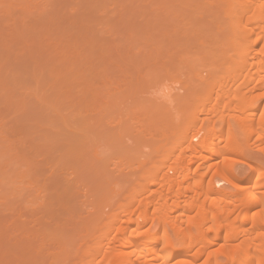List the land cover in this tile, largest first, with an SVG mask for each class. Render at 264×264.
Wrapping results in <instances>:
<instances>
[{
  "label": "bare ground",
  "instance_id": "bare-ground-1",
  "mask_svg": "<svg viewBox=\"0 0 264 264\" xmlns=\"http://www.w3.org/2000/svg\"><path fill=\"white\" fill-rule=\"evenodd\" d=\"M14 1H17V2L20 1L18 2L20 4H22L23 2V4L26 5V8H28L27 7L28 0H14ZM29 1H32V0H29ZM152 1H154L152 2L154 4L153 10L155 7V10H154L155 17L152 16L151 18L153 19L154 17L155 19L154 27L152 25L153 22L151 21L150 22L152 23L151 26L153 27L152 31L154 33L152 37L150 36L151 37L150 41L147 39V41L150 43V45L148 44L149 50L147 49V51L150 54L149 57L152 59V76H151V73L149 75L151 76V78H153L152 80L155 85L154 89H156L155 92L157 94L156 95L154 93L152 95L157 96V97L159 95V98H160L159 100L162 99L161 102L159 101V103H161V106L164 101V104H165L164 108L169 109L171 107L170 102L172 99L171 98L172 94H170L169 91L173 86L171 85L173 84L172 82H174V84H178L182 86L180 87L182 91L186 90L187 93H185L184 95L186 94L189 95L190 93L189 100L190 99L194 100L196 102L195 103L196 107L187 118V120H190V121L186 122V124H184L182 127H179V126H178L179 128L176 127V130L173 129L174 131L171 132V135L169 134V136L164 137L165 139H164L163 144L160 143L162 145H157L159 147L153 148V150H151L150 153L146 155V156L150 155L149 157L144 156L143 158H141L143 159L142 161L138 156L139 161H141L139 164L140 166L138 168H140L139 170L141 171H139V173L137 174L139 178L132 176V177H135L136 180L137 179L139 180L134 181L135 183L136 182L137 183L135 184V188H133L134 186V183H133V186H132L133 189L131 190V192L133 191V194L130 195V198H128L129 196L128 195L126 196L125 201L124 200L118 201L117 204L115 203L112 204L109 200V197H106V195L108 194V193L106 194V192L108 191L107 189L109 188H107L106 190L104 188L105 197L102 198L101 195L99 196L103 199V200L100 199L99 204L101 205V202H102V206L103 205L105 206L107 201L108 203L106 207H108V205L111 206L112 204L111 208L109 209L110 213L107 212L105 215L106 219L103 220L102 218L99 217V215H102L103 213L101 214L99 212H96V213H99V215L97 216L98 219L100 218L99 222L101 223L103 221L101 224L99 223L100 225H96L97 224L96 221L98 219L95 216L94 218H96L97 220H91L89 226L90 228H92L93 226L92 223L93 221H95L96 223L95 226L97 228L95 227L94 228L95 230L98 229L97 230L98 232H96V234L97 233L98 234L97 236L95 235L96 237L90 239V240L95 239L93 242H91L92 244H90V246L88 247H85V249L83 250V256H82L83 260L81 264H264V168L258 164H255V165L253 164L252 166L250 165V171L252 172L251 175L241 178L235 174L234 169L230 168V166H228V163H227L230 160L231 156L242 154V152L245 150L244 149L245 146L247 144L249 145V143L247 142L254 140V138H252L253 136L256 137L255 142L253 144L259 146L262 151L264 150L263 148L264 147V0H152ZM10 3H11V0H0V5L1 7H3L2 13L4 9H5L4 10L5 14L7 11L9 12V10L11 9V8L9 9ZM29 9H30V6H29ZM144 27H147V26H144ZM137 28L138 27H136V29ZM141 33L143 32L141 31ZM149 33L150 31L149 32L147 31L146 33L147 36L149 35ZM134 35L135 33L133 34V36ZM145 36L143 38H145ZM134 39H135V36H134ZM139 40H142V38L140 37ZM64 52H65V49H64ZM60 53L62 55V52ZM61 59H63V57ZM64 59L66 58L64 57ZM58 63H59V58H58ZM63 69L61 70V72L58 69L57 72L58 74L60 73L59 75L56 73V76L58 78L62 77V79H64L62 75H64L65 71H63ZM72 73L73 72H71V74ZM71 74L68 72L69 77ZM64 76L66 77V74ZM72 77H74L73 74L71 78ZM66 81L68 83V80ZM71 84H72V81H71ZM105 84L103 85H104V88L106 89L107 84L106 86ZM54 86H57V85H54ZM66 87L64 86V88L62 89H65ZM75 88L73 91H75ZM108 89L110 91V88ZM147 90L149 91V88ZM65 91H67V89H65ZM76 94H77V90H76ZM76 94H74V96ZM102 94L105 95L104 91ZM82 96H84V94ZM154 96L152 99L155 100L154 101L155 103L157 100L154 99ZM81 97H80V101H84L83 98H82L83 100H81ZM84 97H86V95ZM105 97H101L96 102H94V108L90 109L91 113L93 112L92 110L98 108V102L99 103L105 102V105H106V101L108 98H109V101L110 100L112 101V99H110L111 96L107 97V99ZM39 98L41 99L40 96ZM85 100H87V98H85ZM181 100L182 99H180V101ZM189 100H187L188 104H189ZM146 102H144V104H146ZM165 102L168 103L170 107H168L169 105L166 104ZM186 102H184V104ZM148 103H150V101H148ZM159 103L157 104L160 105ZM180 104H182V101ZM88 105L91 106L90 104ZM112 105L114 104L112 103ZM147 105L148 104H146V107ZM173 105L171 109L175 107V106L173 107ZM19 107H20V104H19ZM85 107H86V104H85ZM179 107L177 106V108ZM86 108L88 110V106ZM171 109L168 111H172ZM155 111H157V114H158V108ZM78 112L81 113L80 111L77 110V114ZM90 112L88 111V114ZM94 112L97 114V112L99 111H97L96 109L94 110ZM77 114L75 113L74 115H72L73 118H71L73 122L75 119L76 123L79 122V121L77 122V119H76ZM98 114L100 116V112ZM168 114L170 113L168 112ZM173 114L174 113L172 112V115ZM83 115H81V118L85 117L87 114L84 116ZM79 117H80V114H78V119H80ZM102 117H100L101 120H102ZM173 117L175 118V114L173 115ZM85 118L83 120H85ZM63 120H61V122L66 123ZM191 120L193 122H191ZM86 122L84 123L86 124ZM91 122L92 121H90V125H92ZM74 123L71 122L73 126H75ZM255 124H256V127L254 128L253 126ZM81 126L82 127L84 126L83 128H85V125L83 123ZM78 129L76 128V130ZM66 131H67V128H66ZM163 132L165 134V131ZM84 133L86 134L85 131ZM161 134L163 136V133ZM242 135L245 136V143H246L245 146H243V144L239 142V138ZM225 136L231 139L228 141L226 140V142L223 143L224 140H222V137H225ZM92 140L95 141L94 139ZM95 143L93 142V146L95 148V154H97L96 153L97 147H95L94 145ZM97 143H96V146H97ZM67 144H68V141H67ZM70 145H72V143H70ZM140 146L141 145H139V147ZM88 147L93 149V147L91 146V143H90V146L88 144ZM247 147L248 146H246V148ZM59 148H60V145H59ZM46 150L49 151V149L47 148L45 149V151ZM51 150L52 152L54 151L53 149ZM51 150L49 152H51ZM85 150H88L90 153V149H87L86 147L84 151L83 150L82 151L80 150V151L81 153L82 152L86 153ZM104 150L105 149L102 150V153H104L103 152ZM75 151L77 155L80 154L78 153L77 150ZM75 151L72 150V154L65 153V155L66 156L69 155V157H71L74 154L73 155L74 158L73 157L72 158L73 160L75 158L77 160L78 156L75 155L76 154ZM102 153L100 151L98 155L94 154V156L97 159V157L101 155ZM129 153H131V151ZM59 155H61V153ZM65 155L63 152L61 155L63 156L62 158H64ZM89 155L92 156V152ZM37 156L38 155H36V157ZM44 156L45 155H43V157ZM84 156L86 155L84 154ZM102 156L103 154L101 155V157ZM145 157L147 159L149 158V160H150V157L152 158L156 157V159L153 158V160H151L152 162L149 161L150 163L148 164L146 163L147 159ZM40 158H39V162L38 161L36 162L38 163L37 164L38 167L42 164V163L40 164V161H41ZM67 159H68V156H67ZM99 159H97V161ZM103 159L99 160L101 161V163L98 161L99 164L102 166L107 161V159L106 161L105 160L103 161ZM35 160L36 159H34V161ZM82 160H83V156H82ZM46 161H48V159ZM97 161L94 162V164H96ZM70 163H72V161ZM92 163L93 162H91V164ZM74 164L77 165V169H78L80 161L79 163L73 162L72 166ZM84 164L81 163L82 166H85ZM87 164L85 167L86 169L88 168ZM81 165L79 166V171H80V167H82ZM96 165H97L96 168H99V165L98 164ZM55 166H57V164ZM93 166H92V169H93ZM102 166L100 167V170H101V171L99 170L100 172L98 170L96 171L95 169L96 173L97 172L101 173V172L106 171V168L108 166L107 163H106V167L103 166L105 167V169H103ZM75 167L76 166H74V168ZM26 168H27L26 169V173H27L28 166ZM60 168L61 170L63 169L62 167ZM74 168H72V170H74L75 172L74 174H76L78 170L75 171ZM85 168L83 167L84 170ZM90 168L91 167H89V171H90ZM21 170L24 171L25 167L24 169H21ZM68 170L70 171V168ZM23 171L22 172L19 171L20 173L16 171V174L18 175L17 179L19 178L20 180V178H22L24 179V180L21 179L22 184L26 182L29 185V182L26 181V174L25 172L23 173ZM34 171L35 169L33 170V173ZM89 171L87 170L86 172H89ZM130 171H133V170L130 169L129 172ZM1 172H3V170H1ZM136 172H135V175H136ZM98 173L96 174V177L99 175ZM209 173H212V179L207 184H205V178ZM1 174L3 176L4 173H0V177L2 178ZM20 174L24 177L22 176L19 177ZM36 174L38 173L36 172ZM81 174H82L81 177H83L84 173H81ZM5 175H6V178H4ZM5 175L3 176V179L0 178L1 185L4 184L6 180L7 181L9 180V173L5 172ZM40 175H42V173ZM106 175L104 174V176ZM118 175H120V173ZM126 175H129V174L126 173ZM86 176L88 177V175ZM87 177H86V181L90 182L88 181ZM78 178H80L79 175H78ZM124 178L125 177H123V181H125ZM213 178H220V181L215 182ZM129 179L130 180H127V181H130L129 182L130 184L132 183L131 180H133L134 178L132 179L130 176ZM2 180L4 181V183L3 182L1 183ZM19 180H18V184L15 183L14 186L18 185L17 187L19 186L22 187V185H20ZM96 180L97 179H94V181ZM91 181L93 185V180ZM103 181L105 184L103 183ZM103 181L102 180L101 182L98 181L99 187L101 189L103 185L104 187L105 185H108L109 187V184H108L109 181L108 182L107 180H103ZM52 182H54V180ZM63 182L65 183L64 186L66 185V183H68L66 182V179ZM80 182L84 184V182H82L81 180ZM98 182H97V186H98ZM120 182L122 183V180ZM221 182H224L228 184L230 187H232L234 191L236 192V194L232 195V194H228L225 191H223V188H220L219 186H217ZM13 183L10 184V187L13 186ZM100 183H103V185ZM112 183L114 184L115 182H111V184ZM116 184H117V181H116ZM42 185L43 186H41L39 183V186L43 187V189L41 188L40 191L44 192L45 191L44 182ZM57 185L58 184H56L55 186L57 187ZM70 185L71 183L69 185L67 184V189L68 187L71 188ZM92 185L90 186V183H89L88 186L92 187ZM45 186H47V184H45ZM95 186L93 185L94 188ZM116 186H118L119 189H116L117 188ZM125 186L127 185H124V187ZM17 187L15 188L17 189ZM32 187L34 189V186ZM32 187H29V188L32 189ZM56 187H54L52 190L50 189V186H49L48 191L52 190L51 192H53L54 189L59 190ZM110 187L112 189L114 185L113 186L110 185ZM124 187L123 189H125ZM12 189H14V187H12ZM16 189H14L15 193L17 192ZM22 189L23 188H21V190L19 189L20 190L19 193L23 192ZM35 189L38 191L37 188ZM115 189L118 191H121V187L118 184L115 185ZM27 190H28V187H27ZM27 190L25 189V191ZM54 192L52 195L55 196L56 194H54ZM110 192L111 191H109L110 199L113 200L112 199L113 197H111V195L116 192H113V191H112L113 193L112 192L110 193ZM43 194L41 195L43 196ZM69 194H72V191L71 192L68 191V195ZM77 194L79 195V190ZM77 194H75V196ZM81 194L83 193L81 192ZM92 194L93 193H91L90 196L89 194H87V196L91 197ZM27 195L25 197L23 194L25 199L27 198ZM39 195H40L39 191L37 193V196L35 193H33V195L31 193V197H29L28 195L29 197L28 200L21 199V202L22 200H24V203L27 209L29 207V206L27 207L28 202L29 203L33 202V204L31 203L29 205L30 207L32 205L34 208L35 207L34 203H38V200L36 201L35 198L38 199ZM61 195L63 194H60L59 196V193H58L56 195V197H59L58 201L59 200L62 201L61 199L63 196L61 197ZM15 196L17 197V199H19L16 194L14 195V197ZM19 196L20 198L23 197L22 195H19ZM70 196L66 198H70ZM72 196H74V194H72ZM32 197L34 200L32 199ZM56 197H53V198H56ZM7 198L8 197L6 195V199ZM82 198H84V196H82ZM40 199L39 201H42L43 199L45 200V198H43L42 200ZM83 200L84 199H82L83 204L87 205L86 202L88 201H85L84 203ZM92 200L97 201V199L95 200V198L93 199V197H92ZM47 202L43 201L44 204H46ZM64 203L66 202L64 201ZM40 204L42 203L40 202ZM40 204L39 206L36 205L38 207V210L39 208L41 209ZM48 204L50 206L51 201L48 202ZM53 204L54 203H52V206ZM74 204L76 205V203H73V205ZM99 204L96 203V207L98 206V209L99 207H101L99 206ZM73 205L71 204L72 207ZM85 205H83V207ZM22 206L24 205L22 204ZM42 206L44 207L43 204ZM104 206L101 210H104ZM79 207L81 208L82 205H79ZM89 207L90 206H88L87 208ZM38 210L37 212L39 213ZM77 210H75V212ZM89 210H92V208ZM91 212L93 211H90L89 213ZM48 213L50 214L51 212H48ZM41 214H42V211H41ZM54 214L57 215L56 218L60 217V215L58 216L56 211ZM54 214L51 216H54ZM88 214H85V215H88ZM92 214H89V215L91 216ZM75 215L76 213L74 214V217H73L74 219L78 216V214L76 216ZM72 216L73 215H71L70 217ZM84 217H85L84 219L87 218L86 216ZM56 218L55 220H53L54 224H52V226L54 227L57 226L55 225V221H57ZM50 219L52 222V217H50ZM60 219L62 218L60 217ZM82 219H83V216H82ZM34 221L38 222L36 219ZM47 221L49 222L50 220L47 219ZM77 222L78 224L80 223L79 221ZM74 223L75 222L73 221V224ZM88 223H89V220H88ZM30 224L31 223H29L28 226H30ZM60 227H62V225H60ZM70 227L72 226L70 225ZM84 227H85V223H84ZM36 228H37V225H36ZM47 228L48 227H46V229ZM84 229H88L87 224ZM48 230L49 229H47L45 231V234H42V235H45L46 238L50 240L52 239V237H54V234L53 232L52 234L51 232L48 234V232L50 231ZM54 230H56V227L54 228ZM90 230L92 231V229ZM56 231L58 234V230ZM75 231H77L76 225H75ZM86 233H88L87 230L85 234ZM20 235L18 236V238L20 237ZM22 235L25 236L24 233ZM51 235L53 236L51 237ZM60 236L56 239L61 238ZM87 236H90V234H87ZM85 238L87 239L86 235H85ZM12 240H14V238H12ZM52 241L53 239L50 240V244L52 243ZM14 242H17V239L16 241L14 240ZM30 242L31 241H29V243ZM39 242H35V244L36 243L39 244ZM54 242L57 243L55 240ZM72 242L74 241L71 240V238L69 239L68 236H64L61 238L60 242L56 244L57 249H60V252L58 254L57 253L58 250L57 251L55 250V255L53 253V256H52L53 257L52 261H54V263L52 264H56V263L63 264L61 262L62 257H63L62 259L64 260V264H65L66 263L65 261L68 259V256L70 255L69 250L73 249V251H71L73 253L72 255H74V253L77 252L75 251L76 247L72 248L73 246ZM87 242H88V239L86 240V244ZM82 243L84 244V242ZM19 244L17 243V246ZM32 244L34 245L33 240H32ZM86 244L84 245L86 246ZM23 245H25L24 242H22L21 246ZM59 246L60 248H58ZM19 248L16 247L17 250ZM28 248L30 250V247ZM31 248H32V245H31ZM21 249L22 248H20V252L22 251ZM25 251H26V248L24 249L23 252ZM20 252L19 253L18 251L16 252L17 254H19L18 256H20ZM52 252L54 251L52 250ZM16 253L14 254L17 255ZM45 255H46V252H45ZM50 255L52 254H49V256ZM22 256L24 258L23 254L21 255V257ZM29 256L31 257V255ZM74 256L76 257V255ZM39 257L41 258V255ZM218 257H224L225 261L219 262ZM202 258L204 259L201 261ZM49 259L51 258L49 257ZM69 260H70V257H69ZM18 263H22V262L19 261ZM33 264L35 263L33 262Z\"/></svg>",
  "mask_w": 264,
  "mask_h": 264
},
{
  "label": "rangeland",
  "instance_id": "rangeland-1",
  "mask_svg": "<svg viewBox=\"0 0 264 264\" xmlns=\"http://www.w3.org/2000/svg\"><path fill=\"white\" fill-rule=\"evenodd\" d=\"M18 2L11 0L12 5L10 3L9 9L11 8L12 10L11 9L9 10L10 13L7 11L6 12L7 15L5 14L4 11L5 9L3 10L2 13L3 7H1L0 5V173H4L3 176L5 175V172L9 173V180L8 181L6 180L5 183L2 180L1 183L3 182L4 184L2 185L0 184V264H14V263L33 264V262L35 264H40V263L52 264L54 263V261H52L53 253L55 255V250L56 251L58 250L57 251L58 254L60 252V249H57L56 244L60 242L61 238L64 236H68L69 239L71 238V240L74 241L72 242L73 243L72 248L76 247V250L75 249L74 250L77 251L76 253H74V255H76L75 257L74 255H72L73 253L71 252L73 251V249L69 250L70 255L68 256V259L65 261L66 262L65 264H71V263L81 264L83 260L82 258L83 250L85 249V247H88L90 246V244H92L91 242H93L95 239L93 240L90 239L96 237L98 234V233L96 234V232H98L97 231L98 229L95 230V228H97L95 224L97 223L96 225H100L103 222L102 220L101 223L99 222L100 218H102L103 220L106 219L105 215L107 212L110 213L109 209L111 208L113 203L117 204L118 201H123V200L125 201L126 196L129 195L128 198H130V195L133 194V191L131 192V190L135 188V184L137 183V182L135 183L134 181L139 180V179L136 180L135 177L139 178L137 174L139 173V171H141L139 170L140 168H138L141 162L139 161V158L141 159L147 154H149L150 151L153 150V148L159 147L157 145H162L165 139L164 137L169 136V134L171 135V132L176 130V127L177 128L182 127L184 124H186V122L190 121L187 120V118L191 114V112L195 109L196 102L191 99L189 100L190 93L189 95L186 94L187 96L184 95L185 93H187L186 90L182 91L180 88L182 86L178 84H174V82H172L173 84L170 83L173 86L172 88L170 86L171 89L169 91L170 94H172L171 95L172 99L170 102L171 107L168 103L165 102L166 104L169 105L168 106L170 107L169 109L164 108L165 107L164 101L161 106V103H159V101L161 102L162 99L159 100L160 99L159 95L158 97L152 95L154 93L156 94L155 92L156 89H154L155 85L152 80L153 78H151L152 59L149 57L150 54L147 51V49L149 50L148 44L150 45L147 39L150 41L154 33L152 31L155 20L154 19L155 7L153 10L154 4L152 3L154 1L152 0H32L29 1L28 0L27 2L28 8H26V5H24L23 2L22 4L24 6ZM5 15L7 18L5 17ZM152 16H154L153 19H151ZM150 21L153 22V24ZM151 24L153 25V27L151 26ZM136 27H138L139 29L138 28L136 29ZM141 31L143 33L144 32L147 33V31L148 32L150 31V33L147 36L146 33H144L143 35ZM132 33L133 34L135 33L134 35L135 39ZM144 36L145 38H143ZM140 37L142 38V40H139ZM135 45L138 47H136ZM145 50L147 51V53ZM60 52H62V55ZM63 53L66 55H64ZM62 57L63 59H61ZM64 57L66 59H64ZM58 58H59V63H58ZM59 66L61 69L59 68ZM63 67L65 70L63 69ZM68 67L70 70L68 69ZM58 69L60 72L62 69L63 71H65V73L62 72L64 73V75L66 74V77L62 75L64 79H62V77L58 78L56 76V73L58 74L57 72ZM68 72L70 74L71 72H73L72 74L74 77L71 78L72 74L69 77ZM150 73L151 76L149 75ZM65 78L66 80H68V83L65 80ZM53 80H55L56 82ZM71 81L73 86L71 84ZM105 83L107 84L106 89L104 88L103 85ZM54 85H57L60 90L58 89L57 86ZM64 86L65 87L67 86L65 88L67 89V91H65V89H62L64 88ZM74 88L75 91H73ZM108 88H110V91ZM148 88L149 91L147 90ZM76 90H77V94H76ZM32 91L34 94L32 93ZM103 91L105 95L102 94ZM74 94L76 95L74 96ZM83 94L84 96L86 95V97L82 96ZM146 94L148 95V97ZM39 96L41 97V99L39 98ZM79 96L80 97L82 96L81 100L84 99V101H80ZM105 96L107 97L111 96L110 99H112V101L111 100L109 101V98L107 99V97ZM153 96L154 99L157 100L156 102L159 103L160 105H158L156 102L154 103L155 100L152 99ZM101 97H105L107 101H106V105L105 102H101V103L98 102V108L96 109L97 111L100 112V116H99L98 114L99 112H97V114L94 112V110L96 109L92 110L93 111L92 113L90 112L91 111L90 109L94 108V102H96ZM85 98H87V100H85ZM186 98L187 100H189V104ZM180 99H182L181 100L182 104H180L181 103ZM173 100L175 101V103ZM143 101L144 102L147 101L146 102V104H148L147 107ZM148 101H150V103H148ZM183 101L184 102L187 101V102L184 104ZM84 102L86 104V107L88 106V110L85 107ZM112 103L114 105H112ZM88 104H90L91 106H89ZM172 105L173 107L175 106L176 108L174 107L173 109H171ZM177 106L180 107L177 108ZM157 108H158V114L157 111H155L157 110ZM159 108H161L162 110ZM170 109L172 111H168ZM77 110L83 113L84 115L87 114L85 116L86 118L85 117L81 118V115L83 114L78 112V114H80L79 117L80 119H78ZM88 111L90 112L89 114ZM168 112L170 114H168ZM172 112L175 114V118L173 117L174 114L172 115ZM73 113L77 114L76 119L77 122L79 121L78 122L79 124L76 123L75 119H74L75 123L71 119L73 118L72 117V115H74ZM100 117H102V120L100 119ZM84 118L85 120H83ZM61 120L65 121L66 123L61 122ZM90 121H92L91 122L92 125H90ZM71 122L74 123L75 126H73ZM84 122H86V124ZM191 122L193 121L191 120ZM82 123L85 125V128H83L84 126L83 127L81 126ZM62 125L64 128L62 127ZM77 125L78 127L80 126L79 129ZM65 127L67 128V131ZM253 127L255 128L256 124ZM76 128L79 131L76 130ZM84 131L86 132V134L84 133ZM163 131H165V134ZM78 133L80 134V136ZM161 133H163V136ZM73 138L76 142L73 140ZM252 138H254V140L247 142L249 143V145L248 144L246 145L245 136L242 135L239 138V142L243 144V146L246 145L248 147L246 148L245 146L244 148L245 150L242 152V154L231 156L230 160L227 162L228 166L234 169L235 174L241 178L251 175L252 172L250 171V165L252 166L253 164L254 165L258 164L264 168V150L262 151L259 146L254 145L253 143L255 142L256 137L253 136ZM92 139H94L95 141H93ZM230 139L231 138H228L226 136L222 137V140H224L223 143H225L226 140L228 141ZM96 140L98 143L96 142ZM67 141L69 145L67 144ZM92 141L94 143L95 142L97 143V146L96 143L94 144L95 147H97L96 149L97 154H95V148L93 146ZM70 143H72V145H70ZM90 143L93 149L88 147V144L90 146ZM139 145L141 146L139 147ZM85 147L87 149H90V153L88 150H85L86 153L85 152L81 153L82 150L84 151ZM46 148L49 149V151L53 149L55 152L54 151L52 152V150L51 152L46 150L47 151L46 152L45 151ZM103 149H105L103 151L104 153H102ZM72 150L73 151L77 150L78 153L81 154V155L80 154L77 155L75 151L76 153L75 155L78 156L77 160L76 158L73 160L74 154L71 157L67 155L68 156L67 159L65 153L72 154ZM59 151L61 155L64 152L65 155L64 158H62L63 156L59 155L60 154ZM100 151L103 154V156L101 157L102 155L101 154L97 157V159H99V157H100L99 160L104 158L103 161L104 160L106 161L107 159L106 163L109 167L107 166L105 172H101V173L97 172L99 175L96 177L97 174L96 171L97 170L99 171L102 165L99 164V162L101 163V161L98 160L99 161L98 162L94 154L98 155ZM130 151L131 153H129ZM91 152L93 157L89 155L91 154ZM84 154L86 156H84ZM36 155H38L39 157L38 156L36 157ZM43 155L45 156L43 157ZM82 156L85 164L82 160ZM39 158L41 160L40 164L41 163L42 164L38 167L37 165L38 163L36 162L37 161L39 162ZM153 158L150 157V160L149 158L148 159L146 158L147 160L146 159L144 160H146L147 162L146 161L145 162L149 164L150 162H152L151 160H153ZM34 159L36 160L34 161ZM47 159L48 161H46ZM154 159H156V157ZM78 160L80 161L79 166L81 165V163L85 165V166L81 165L82 167H80V171H79V166L77 169L76 164L72 166L73 162L79 163ZM141 160L143 161V159ZM71 161L72 163H70ZM96 161H97L96 164L99 165V168H96L97 165L94 164V162ZM91 162L93 163L91 164ZM106 163L103 164V166L106 167ZM136 163L138 164V166ZM56 164L57 166H55ZM86 164L88 167L87 169L85 168ZM27 166H28V170L26 173ZM74 166L76 167L74 168ZM103 166L102 168L105 169V167ZM24 167L25 170L24 171L21 170L24 169ZM60 167H62L64 170L63 169L61 170ZM83 167L85 168L86 171L87 170L89 171V167L91 168L89 172H86L83 169ZM67 168L68 169L70 168V171ZM72 168H74L75 171L78 170L79 173L76 172V174H74L75 172L74 170H72ZM34 169L35 171L33 173ZM130 169H132L134 172L133 171L129 172ZM1 170H3V172H1ZM16 171L18 172L23 171V173L25 172L26 181L29 182L30 186L26 182L22 184V180L24 179L22 178H20V180L19 178L17 179L18 175L16 174ZM36 172L38 174H36ZM39 172L40 174L42 173V175H40ZM69 172L73 173L75 176ZM111 172L114 175H112ZM81 173H84L83 177L88 175V177L90 176L91 178H93L91 179L89 177L91 180H93V185L94 186L96 185L95 188L92 185V181L87 176L86 177L90 182L86 181V177L85 178L81 177L82 176ZM102 173L107 175L104 176V174ZM119 173L120 175H118ZM126 173L129 174L132 179L134 178L133 180H131L132 183L130 184H129L130 181H127L130 180L129 179L130 176L126 175ZM78 175L80 178H78ZM3 176L2 178L1 177L0 178L3 179ZM21 176L22 175L20 174L19 177ZM112 176L114 179L112 178ZM61 177L64 178L62 179ZM123 177L127 178V179L124 178L126 182L123 181ZM4 178H6V175L4 176ZM65 179L66 182L68 183H66V185L64 186L65 183L63 181H65ZM94 179L97 180L94 181ZM211 179H212V173H209L205 178V184H207ZM213 179L215 182L220 181V178H213ZM18 180L20 181V185H22V187L20 186L17 187L18 185L14 186L15 183L18 184ZM53 180L54 182H52ZM80 180L84 182V184L81 183ZM101 180L102 181L107 180V182L109 181L108 182L109 187L108 185H105L104 187L103 185L104 181H103V183H100L103 185V187L101 185L102 187L101 189L99 187V182H101ZM119 180L120 181L122 180L123 184ZM116 181L117 184L121 187V191L116 190L119 189L118 186H116L117 188L115 189V185H117ZM43 182H44L45 193L40 191L41 188L43 189V187H41L43 186L42 185ZM97 182H98V186H97ZM111 182H115V183L111 184ZM11 183H13L12 187H14V189H16L15 187H17L16 191L18 192V194L17 192L16 193L14 192V189H12V187H10ZM39 183L41 186H39ZM70 183L72 189L69 187L67 189V184L69 185ZM85 183L87 184V186ZM89 183L90 186L92 185V187L88 186ZM45 184H47V186H45ZM54 184L55 185L58 184L57 187ZM110 185L111 186L114 185V187H112L111 189ZM124 185L127 186L124 187ZM32 186H34V189ZM49 186L50 189L52 190L54 187L59 189V190L54 189L55 192L54 191L53 192L56 195L59 193V196L60 194H63L61 195V197L63 196L61 199L62 201L60 200L58 201L59 197H56V195L55 196L52 195L53 194V192H51L52 190L48 191ZM217 186L223 188V191H225L228 194H232V195L236 194L234 189L224 182L219 183ZM29 187H32V189H30ZM123 187L125 189H123ZM21 188H23L24 190L22 189L23 192L19 193ZM35 188L38 189L40 195L44 193L43 196L45 197L39 195L38 199L35 198L36 201L38 200V203H34L35 204L34 208L31 205L32 209L29 204L31 203L33 204V202L30 203L28 202L27 207L28 206L29 207L27 209L24 200H28V198L31 197V193L32 195L33 193H35L37 196L38 191ZM104 188L105 190L109 188L107 189L108 191L106 192V194L107 193L108 194L106 195V197H109V200L112 204L111 206L108 205V207H106L108 203L107 201L105 206L103 205L104 210H101L103 208L102 202L101 205L99 203H100V199L105 197ZM25 189L27 191H25ZM78 190H79V195L77 194ZM68 191L70 192L72 191V194H74V196H72V194L68 195ZM109 191L116 192L111 195V197H113L112 198L113 200L110 199ZM81 192L83 194H81ZM22 193L24 194L25 197L28 194L29 197L27 195V198L25 199ZM91 193H93L91 197H88L87 194H89L90 196ZM15 194L18 196L19 199H17L16 196L14 197ZM50 194L52 195V197ZM75 194L77 195L75 196ZM6 195L8 197L7 199H6ZM19 195H22L23 197L20 198ZM100 195L102 198L99 197ZM1 196L2 197L4 196L5 198L4 197L2 198ZM68 196H70V198H66ZM82 196H84V198H82ZM76 197L78 198L79 201L77 200ZM92 197L93 199L95 198V200L97 199V201L92 200ZM43 198H45V200ZM21 199H24L22 200L23 203L21 202ZM39 199L40 200L43 199V200L39 201ZM66 199L68 202H70L71 199L72 200L70 203H68ZM82 199H84L83 200L84 203L85 201H88L86 202L87 205L83 204ZM46 200L48 202L51 201L50 206ZM43 201L47 203L44 204ZM64 201L66 203H64ZM40 202L44 205V207L42 206V204H40ZM52 203H54L53 206ZM73 203H76V205L75 204L73 205ZM96 203H98L99 206H101L99 207V209L98 206L96 207ZM22 204L24 206H22ZM39 204L41 206V209L39 208L38 210V207L36 205L39 206ZM71 204L73 205V207L71 206ZM79 205H82V207L80 208ZM83 205H85L86 207L85 206L83 207ZM74 206L75 207L77 206L76 209ZM88 206L90 207L87 208ZM91 208L92 210H89ZM37 210L39 211V213L37 212ZM40 210L42 211V214ZM75 210L77 211L75 212ZM55 211L57 212L58 216L60 215L62 219H60V217L56 218L57 215L54 214ZM90 211L93 212L89 213ZM48 212L51 213L49 214ZM86 212H88L89 214L92 213L93 214L90 216ZM96 212L103 214L99 215V213ZM75 213L76 215L78 214V216L74 219L73 217ZM53 214L57 220L55 221V225H57L58 227L57 226L55 227L56 230H58L59 235L57 234V231L54 230L55 227L52 226V224H54L53 220H55L54 216H51ZM70 214L73 216L70 217L71 216ZM98 215L100 217L99 219L97 218ZM84 216H86L87 218L84 219L85 218ZM94 216L98 220L94 218ZM33 217L40 223V225L38 222L34 221L35 219ZM50 217H52V222ZM47 219L50 221L48 222ZM91 220H97L96 223L95 221H93L92 228H90L89 226ZM73 221L75 222L74 224ZM77 221H79L80 222L79 224L81 225H79ZM60 222L63 223L65 227ZM29 223H31L30 226H28ZM58 223L62 225V227H60ZM84 223H85V227L87 224L88 229H84L85 228ZM32 224L35 226H33ZM70 225L72 227H70ZM75 225L77 231H75ZM46 227H48L47 229L50 230V231L48 230L49 232L47 231L48 234L50 232L51 234L52 232L54 234V237H52L53 235H51L53 239L51 244H50V240L52 239L49 240L46 238L45 235H42L45 234V231L47 230ZM80 227L81 228L84 227V228L81 229ZM16 228L18 229V231ZM89 228L92 229L93 232ZM86 230L88 233L85 234ZM23 233L25 234V236L22 235ZM87 234H90V236H87ZM19 235L20 237L18 238ZM85 235L88 239L87 244H86L87 239L85 238ZM59 236L61 238L56 239ZM15 237L17 239V242H14V240L16 241ZM12 238H14V240H12ZM21 240L22 242L25 243V245L26 244L27 245L21 246L22 244ZM28 240L31 242L29 243ZM32 240L34 242V245L32 244ZM54 240L57 243H55ZM35 242H39V244L37 243L35 244ZM41 242L43 245L41 244ZM82 242H84L86 246ZM17 243L20 244L17 246ZM19 246L20 248H22L21 252ZM27 246L30 247V250ZM16 247H18L19 249L17 250ZM23 247L24 249L26 248L27 251V252L25 251L26 253L23 252L24 251ZM58 248H60V246ZM16 250L18 251V253L20 252V256H18L19 254L16 253L17 252ZM52 250L54 252H52ZM14 253H16L17 255H15ZM48 253L52 255L49 256ZM22 254L24 255V258L23 256L21 257ZM29 255H31V257ZM40 255L41 258L39 257ZM71 256L74 258H72ZM49 257L51 259H49ZM62 258H61V262L64 264V260ZM203 259L204 258H202L201 261ZM19 261H21L22 263H18ZM218 261L224 262L225 258L218 257Z\"/></svg>",
  "mask_w": 264,
  "mask_h": 264
}]
</instances>
